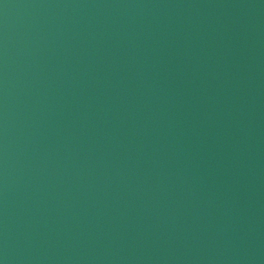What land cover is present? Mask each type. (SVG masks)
<instances>
[{
	"label": "water",
	"instance_id": "obj_1",
	"mask_svg": "<svg viewBox=\"0 0 264 264\" xmlns=\"http://www.w3.org/2000/svg\"><path fill=\"white\" fill-rule=\"evenodd\" d=\"M0 264H264V0H0Z\"/></svg>",
	"mask_w": 264,
	"mask_h": 264
}]
</instances>
